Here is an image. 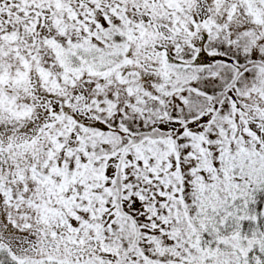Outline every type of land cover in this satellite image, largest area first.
<instances>
[{
	"label": "snow or ice",
	"instance_id": "6c2138e0",
	"mask_svg": "<svg viewBox=\"0 0 264 264\" xmlns=\"http://www.w3.org/2000/svg\"><path fill=\"white\" fill-rule=\"evenodd\" d=\"M0 264H264V0H0Z\"/></svg>",
	"mask_w": 264,
	"mask_h": 264
}]
</instances>
